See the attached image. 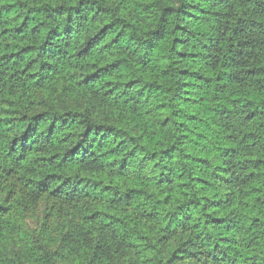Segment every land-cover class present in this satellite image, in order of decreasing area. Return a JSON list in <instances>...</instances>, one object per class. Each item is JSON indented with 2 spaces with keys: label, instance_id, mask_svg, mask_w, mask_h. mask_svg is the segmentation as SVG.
<instances>
[{
  "label": "trees",
  "instance_id": "trees-1",
  "mask_svg": "<svg viewBox=\"0 0 264 264\" xmlns=\"http://www.w3.org/2000/svg\"><path fill=\"white\" fill-rule=\"evenodd\" d=\"M0 264H264V0H0Z\"/></svg>",
  "mask_w": 264,
  "mask_h": 264
}]
</instances>
